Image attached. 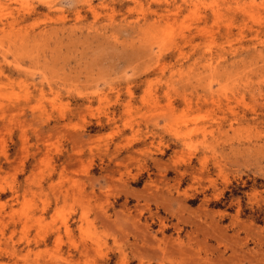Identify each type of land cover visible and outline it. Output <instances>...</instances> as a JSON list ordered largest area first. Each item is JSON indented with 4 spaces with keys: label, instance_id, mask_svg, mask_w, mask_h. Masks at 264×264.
I'll return each mask as SVG.
<instances>
[{
    "label": "rangeland",
    "instance_id": "1",
    "mask_svg": "<svg viewBox=\"0 0 264 264\" xmlns=\"http://www.w3.org/2000/svg\"><path fill=\"white\" fill-rule=\"evenodd\" d=\"M0 264H264V0H0Z\"/></svg>",
    "mask_w": 264,
    "mask_h": 264
}]
</instances>
